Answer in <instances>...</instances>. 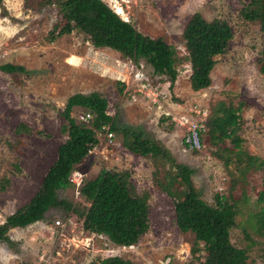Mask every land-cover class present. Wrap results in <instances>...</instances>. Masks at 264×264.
<instances>
[{"label":"rangeland","instance_id":"rangeland-1","mask_svg":"<svg viewBox=\"0 0 264 264\" xmlns=\"http://www.w3.org/2000/svg\"><path fill=\"white\" fill-rule=\"evenodd\" d=\"M103 1L112 9L118 3L124 20L131 21L141 33L162 37L174 47L178 72L174 85L169 88L170 82L161 80L164 76L154 74L143 60L136 65L116 50L94 48L79 30L49 42L47 34L58 18L54 5L40 0H4L0 4V64L21 65L24 70H0V224L29 201L55 160L57 147L66 138L62 130L67 98L77 92L96 91L107 99V112L116 125L141 130L165 146L174 162L193 170V183L207 203L214 205L219 194L238 204L230 240L237 247H246L255 264H264V231L259 226L264 212V172L260 165L264 164V74L260 72L264 29L242 17V4L248 0ZM196 11L206 20H226L233 33L226 52L211 71L210 86L197 91L190 85V61L181 35L186 20ZM139 69L145 75L143 82L134 76ZM116 80L125 83L122 93L117 92ZM154 87L166 94L164 106L174 103L173 113L200 122L203 132L215 102H243L239 131L242 149L257 157L244 184L237 183L234 192L230 191L231 172L236 169L232 153H225L230 159L226 165L203 142L200 149L185 148L182 137L187 122L176 125L151 107L146 93ZM84 109L74 107L71 116L76 120ZM112 133V138L98 133V143L74 170L82 174L84 182L101 170L128 171L136 191L149 195L148 231L137 243L119 246L105 234L85 231L75 213L54 207L43 220L8 228L11 242H0V264H91L113 255L135 264H184L192 259L195 235L177 228L173 201L158 184L168 178V172L176 173L174 164L131 153L122 145V134ZM220 146L231 148L228 140ZM57 194L77 209L88 205L73 185ZM205 254L203 250L199 258Z\"/></svg>","mask_w":264,"mask_h":264},{"label":"trees","instance_id":"trees-1","mask_svg":"<svg viewBox=\"0 0 264 264\" xmlns=\"http://www.w3.org/2000/svg\"><path fill=\"white\" fill-rule=\"evenodd\" d=\"M4 0H0V4ZM42 4H52L57 8V20L47 34L49 42L64 34L79 30L94 48H111L136 65L143 60L152 72L164 76L172 88L178 72L175 68V49L162 37H150L138 31L129 20H124L103 0H40ZM240 13L246 20L256 21L264 29V0H248L242 4ZM182 38L190 61L189 81L195 91L207 88L212 82L211 71L220 55L226 52L233 36L229 23L221 18L206 20L200 12H193L185 22ZM6 73L22 71L24 67L12 63L0 64ZM264 74V61L260 66ZM117 92L122 93L125 83L116 80ZM243 102L218 100L211 107L206 126L201 135L204 144L212 149V154L228 165L230 152L235 158L236 169L231 172L230 191L234 192L237 183L244 184L245 176L255 167L257 157L242 149L243 139L240 110ZM74 107L89 110L93 119L89 124L79 123L71 116ZM107 99L99 92L74 93L65 103L63 115L66 124L63 132L66 138L57 147L56 158L44 174L38 190L27 203L9 214L0 224V242L10 243L8 228L25 227L43 220L51 208L62 207L75 213L85 231L105 234L119 246H130L149 229V195L138 193L131 183L128 171L101 170L93 179L84 182L80 195L88 202L83 209L58 197L59 190L67 189L69 176L74 166L98 143V133L109 131L122 134V145L131 153L146 158L170 161L176 173L168 172L159 188L166 192L174 204L175 224L182 232H193L191 246L192 259L184 264H255L250 259L246 247H237L230 240V229L235 225L238 204L235 201L215 195L211 205L201 198L195 187L193 170L185 164L174 162L168 149L158 140L147 136L141 130L130 126L119 127L114 117L107 112ZM172 128V124H170ZM228 142L231 148L220 146ZM261 167L264 164L260 162ZM4 187V183L1 188ZM259 226L264 231V212L259 218ZM205 251L200 259V252ZM91 264H135L118 255L98 258Z\"/></svg>","mask_w":264,"mask_h":264},{"label":"built area","instance_id":"built-area-1","mask_svg":"<svg viewBox=\"0 0 264 264\" xmlns=\"http://www.w3.org/2000/svg\"><path fill=\"white\" fill-rule=\"evenodd\" d=\"M122 1L125 3H128L129 1H135V0H122ZM134 76L137 81H140V82L145 81L144 80L145 75L142 69H139L137 72H135ZM142 86H145V85H142ZM141 90L144 91V88H141ZM156 91L157 90L154 87L152 89H149L148 92L146 93L151 100L150 101L151 107L156 109V111H159L161 116L175 121L176 125L177 124L183 125L185 122H187L188 124L186 126L187 130L182 137V143L184 144L185 148H190L193 150L200 149V147L202 146L200 135L203 132V130H205L204 125L200 124V122L198 121H193V120L189 121L186 115H181L179 117L176 116L173 113L174 103L171 102L168 106H164V102L166 100V94H160ZM199 112H200V109L198 110L197 113ZM202 113L203 115H205V111H203ZM92 119H93V115L87 109L80 111L76 115V120L79 123L89 124L92 121ZM102 129L105 133H107L109 138H112L113 133L109 131V126H104ZM69 181L73 185L74 191L76 192V194H80V189L84 184L82 174L77 170L72 171V173L69 176Z\"/></svg>","mask_w":264,"mask_h":264},{"label":"bare ground","instance_id":"bare-ground-1","mask_svg":"<svg viewBox=\"0 0 264 264\" xmlns=\"http://www.w3.org/2000/svg\"><path fill=\"white\" fill-rule=\"evenodd\" d=\"M113 9L116 13H118L119 15H122L121 17L124 18L125 17V14H124V10L123 8L118 4V3H115L113 4ZM126 18V17H125ZM124 18V19H125Z\"/></svg>","mask_w":264,"mask_h":264},{"label":"crops","instance_id":"crops-1","mask_svg":"<svg viewBox=\"0 0 264 264\" xmlns=\"http://www.w3.org/2000/svg\"><path fill=\"white\" fill-rule=\"evenodd\" d=\"M98 49H102V48H98ZM116 52V51H115ZM119 53V52H118ZM120 54V53H119Z\"/></svg>","mask_w":264,"mask_h":264},{"label":"clouds","instance_id":"clouds-1","mask_svg":"<svg viewBox=\"0 0 264 264\" xmlns=\"http://www.w3.org/2000/svg\"><path fill=\"white\" fill-rule=\"evenodd\" d=\"M72 185V184H71Z\"/></svg>","mask_w":264,"mask_h":264}]
</instances>
